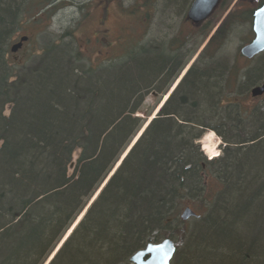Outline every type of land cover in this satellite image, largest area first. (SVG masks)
<instances>
[{"label":"trees","instance_id":"1","mask_svg":"<svg viewBox=\"0 0 264 264\" xmlns=\"http://www.w3.org/2000/svg\"><path fill=\"white\" fill-rule=\"evenodd\" d=\"M55 1L0 0V264H44L85 208L47 264H129L164 238L177 246L184 239L172 264H264V107L241 112L216 95L227 69L218 53L250 10L230 11L120 161L143 127L137 114L146 95L160 93L172 76L162 67L184 63L183 54L161 56L158 43H137L80 74L75 50L51 43L33 64L15 67L21 48H11L28 40L19 35L23 27ZM186 1L165 3L180 13ZM201 26L205 38L213 26ZM263 68L246 69L239 83L228 68L230 90L256 82ZM203 127L225 143L208 161L199 145ZM213 179L220 188L210 196ZM199 205L204 212L182 222L183 208Z\"/></svg>","mask_w":264,"mask_h":264},{"label":"rangeland","instance_id":"2","mask_svg":"<svg viewBox=\"0 0 264 264\" xmlns=\"http://www.w3.org/2000/svg\"><path fill=\"white\" fill-rule=\"evenodd\" d=\"M169 1L172 3V1L177 0ZM190 1L187 0L186 4L188 5ZM54 5L55 7L51 8V11L44 12L41 15L38 22H31L23 27L19 35L26 36L28 40L25 41L21 49L15 54V59L13 61L10 59L14 65H17L15 67H24L33 64L36 57L51 43L69 44L75 50L74 53L78 55L85 65L94 66L95 64L106 63L122 56L125 54V49L133 44H143V42L149 41L169 43L173 37H176V43L173 47L177 48L179 53L186 56L183 59V62L186 63L189 61L187 58L188 53L194 50L193 47L199 42V39H196V33L198 34L199 31L196 32L195 29H192L183 18L185 11L183 10V12L177 13L176 8L178 6L167 4L165 0H56ZM233 5V9H236L235 16L238 17L242 11L253 8L256 5V1L223 0L209 18L206 19L207 25L214 26L210 34L224 19L228 13V8L230 7L231 9ZM165 6H170V9H164ZM99 13L102 16L101 27L108 30V36H104L106 38L104 39L106 40L105 44H109L108 47L106 45L94 44L93 39L90 43L86 42V37H88L94 28ZM242 23L240 26L238 25L233 28L230 37L218 53V58L222 64L226 63L227 68L237 70L240 76L238 83L243 81L242 73L245 71V68L249 67L250 69V66L254 67L258 64L257 62L252 64L243 62L240 57H236L237 60L234 61L239 47L248 41L249 26L244 24V22ZM61 38H63L62 41H60ZM187 40L188 43H185ZM160 52L162 54L161 56L166 55L165 52ZM259 74L260 79L254 83L249 82L245 84L240 92L233 89L229 95V99L224 102L227 103L229 101L235 103L241 112L245 110L249 112L254 108H263L264 97L262 99H252L249 94L251 88L264 82V68ZM257 75L256 73L254 77ZM161 99L163 98L159 97V95L148 94L138 116L143 121H146L148 116L152 115ZM9 110L10 105L5 107V115L9 114ZM231 114L233 116L232 112ZM222 130L220 128V131ZM223 132V134H226L225 131ZM205 136L210 137L212 145H214L220 154L222 148L218 146L220 144L219 142H221L220 137L216 133H211V131L205 132L202 137L204 138ZM202 137L199 140L200 150L207 160L205 155V153L207 154V150L202 143ZM219 188L220 183L213 179L208 184L206 193L211 196ZM195 209L199 213L204 212L202 205L195 207ZM191 222V219L186 221L187 224H191ZM173 232L175 235L177 234L175 237H180L174 230ZM184 238L186 239V236ZM173 241L176 245L177 252L183 246L184 239L179 240L180 243L178 246V239H173ZM185 249L188 251L192 249L190 242L185 246ZM51 256L44 264L47 263Z\"/></svg>","mask_w":264,"mask_h":264},{"label":"water","instance_id":"3","mask_svg":"<svg viewBox=\"0 0 264 264\" xmlns=\"http://www.w3.org/2000/svg\"><path fill=\"white\" fill-rule=\"evenodd\" d=\"M219 1L220 0H193L187 11V19H189L192 23L195 24L204 21L206 18H208L211 15L213 10L218 5ZM252 30L254 33V38L250 43L244 45L241 49V54L247 58H251L254 55L264 51V2L259 8H257L254 11ZM25 40H26L25 38L21 39V41H25ZM20 47H21V43L16 44L11 48V51L16 52ZM262 94H264V83L253 87L250 91V95L252 97H258L261 96ZM145 127L143 128V130L145 129ZM142 131L133 140L130 147L137 141ZM130 147L123 154L120 161L123 159V157L126 156ZM120 161L117 163V165L115 166V168L113 169L110 175H112L116 167L119 166ZM73 164L74 161L70 164L69 171H71V169L73 168ZM194 216H196L195 213L190 208L186 207L182 211L180 217L181 220L183 221ZM57 249L55 250V252L57 251ZM174 253H175L174 242L170 238H164L157 243H152V242L147 243L144 248L132 254L129 261L130 264H170L174 256Z\"/></svg>","mask_w":264,"mask_h":264},{"label":"bare ground","instance_id":"4","mask_svg":"<svg viewBox=\"0 0 264 264\" xmlns=\"http://www.w3.org/2000/svg\"><path fill=\"white\" fill-rule=\"evenodd\" d=\"M211 37H207L206 40L204 41L203 45H201L202 47L196 51V53L194 54V56L186 63H177L175 66H170V64H167L165 66L162 67V70L161 72H167V70H169V72L171 73V77L170 79L166 82V84L162 85V88H161V91L160 93H154V92H149L148 94H155V95H159V97H162L163 99H161V101L157 104V106L155 107L152 115H149L148 116V119H146V121H144L143 123V127L141 128V130L138 132V134L143 130V128L149 124V122L158 114L159 110L161 109V107L163 106V104L169 99V97L174 93V91L176 90V88L178 87L179 83L181 82V80L186 76V74L189 72V70L191 69V67L194 65V63L199 59V55L200 53L203 51V49L206 47V45L208 44V42L210 41ZM159 47H160V51H163L165 53H173L174 52V47L170 44V43H163V42H160L159 44ZM69 54H71V52H69ZM72 56H75L76 58H78V62L79 64L82 65V69L80 70V74H84L85 72V68H88L87 65H85L82 60L78 57V55H75V54H71ZM209 55H204L203 58H208ZM163 63V62H162ZM170 68V69H169ZM228 69V68H227ZM227 69L226 71L224 70L222 73V76L219 77V85H218V89H217V92H216V95L217 97L221 94L222 97L221 99H225V100H228L226 99L230 93H231V82H232V72L228 71L227 72ZM171 70V71H170ZM230 70V69H229ZM163 75V73H162ZM235 88V86H234ZM252 89V88H251ZM250 89V90H251ZM147 94V95H148ZM146 95V96H147ZM146 98V97H145ZM145 100V99H144ZM224 100V101H225ZM222 102L224 104H226V102ZM144 102V101H143ZM227 103H231V102H227ZM143 106V104H142ZM142 109V108H141ZM141 112V110L139 111ZM138 112V113H139ZM138 116V114H137ZM140 117V116H139ZM207 123H209V120H207ZM147 127V126H146ZM205 127H203L202 129H204ZM208 128H211V127H208ZM204 129L205 132L207 131H211V133L215 134L214 130L212 129ZM203 131V132H204ZM204 132V133H205ZM137 134V135H138ZM137 135L133 138V140L137 137ZM217 135V134H216ZM218 137H220L219 135H217ZM203 138V137H202ZM221 139V137H220ZM133 142V141H132ZM202 143L204 144V148L207 150V154L205 153L206 157H207V161L208 160H212V159H215L217 157H219V153L217 152V150L215 149L214 145H212L211 143V139L210 137L208 136H205L203 139H202ZM220 144L218 146L220 147H224L225 146V143H223L222 139H221V142H219ZM204 149V150H205ZM99 193V190L94 194V196L92 197L90 203L96 198L97 194ZM88 207V206H87ZM188 208H190L194 213L195 215L197 216V213H196V210H193L190 206H186ZM184 207V208H186ZM183 208V210H184ZM182 210V211H183ZM86 211V208L84 209V211L77 217V219L73 222V224L70 226V228L68 229V231L65 233L64 237L62 238V240L60 241L59 245L56 247V249L58 247H60V245L63 243V241L66 239V237L71 233L72 229L75 227V225L78 223V221L81 219V217L84 215ZM181 211V213H182ZM181 213H180V216H181ZM194 216V217H196ZM194 217H190L188 218L189 220L194 218ZM181 218V217H180ZM187 219V220H188ZM187 220H183L182 222H186ZM172 240V239H171ZM173 241V240H172ZM174 242V241H173ZM175 244V243H174ZM175 251H176V245H175ZM175 254V253H174ZM50 261V259L47 261V263ZM46 263V264H47Z\"/></svg>","mask_w":264,"mask_h":264},{"label":"flooded vegetation","instance_id":"5","mask_svg":"<svg viewBox=\"0 0 264 264\" xmlns=\"http://www.w3.org/2000/svg\"><path fill=\"white\" fill-rule=\"evenodd\" d=\"M192 1L193 0H191L190 2H189V4H188V6H187V8H186V10H185V14H184V20L192 27V29H195L196 30V32L197 31H202V30H199L200 29V27H202L201 25H204V24H207L206 23V20L205 21H202V22H200V23H197V24H195V23H192L189 19H187V11H188V9H189V7H190V5H191V3H192ZM250 1V0H249ZM256 1V5L253 7V8H251V9H247V10H250V12H249V15H248V17H247V19H246V21L244 22L245 24H247L248 26H249V35L247 36L248 37V41L245 43V44H243V45H241L240 47H239V49H238V54H237V56H235V60L234 61H236L237 60V58L236 57H240L241 58V60L243 61V62H246V63H255V62H257V63H259V64H261L262 66H264V51H262V52H260V53H258V54H256V55H254L253 57H251V58H247V57H245V56H243L242 54H241V49H242V47L244 46V45H247L248 43H250L251 41H252V39L254 38V33H253V30H252V21H253V14H254V11L257 9V8H259L262 4H263V2H264V0H255ZM220 3H221V0H220ZM219 3V4H220ZM218 4V5H219ZM218 7V6H217ZM232 8L230 9V7L228 8L229 10H228V13L226 14V16L224 17V19L220 22V24H219V26L223 23V21H225V19H226V17H227V15L230 13V11L231 10H233V8H234V5L233 6H231ZM234 13H236V12H234ZM101 20H102V16H101V13H99V15H98V18H97V20H96V24H95V26H94V28L91 30V32H90V34L88 35V37H86V42L87 43H90L91 41H92V39H93V43L94 44H100V45H102V46H105L106 44V40H104V39H106V38H104V36H108V30L107 29H105V28H102L101 27ZM209 26V25H208ZM214 27V26H213ZM212 27V28H213ZM212 30V29H211ZM198 32V34L196 33V39H199V42H197L196 44H195V46L193 47L194 48V50H192V51H190L189 53H188V60H190L193 56H194V54L196 53V51L197 50H199L200 49V47H201V45L204 43V41L206 40V38L207 37H212L213 36V34L215 33V32H212L211 34H210V32L208 33V35L205 37V38H202V35L200 34ZM202 33V32H201ZM231 34V33H230ZM229 37H230V35H229ZM188 39H189V37H188ZM160 42H158V44H159ZM172 46H174L175 45V43H176V37H173L171 40H170V42H169ZM185 43H188V40L185 42ZM226 42H224V44H225ZM108 43H107V45H106V47H108ZM174 49V51L175 50H177V48H173ZM183 57V59H184V57H186L185 55H182ZM220 60V59H219ZM182 62H183V60H182ZM184 64V63H183ZM234 65H236V64H234ZM250 67H253V66H250ZM247 68H249V67H247ZM247 68H245L244 70H246ZM232 80H233V78H232ZM251 91V90H250ZM218 97H222V95L220 94ZM264 97V94H262L261 96H258V97H253L252 99H262ZM229 98V96L226 98V99H228Z\"/></svg>","mask_w":264,"mask_h":264}]
</instances>
